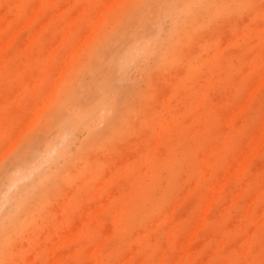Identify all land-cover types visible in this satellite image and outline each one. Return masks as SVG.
<instances>
[{
	"label": "rangeland",
	"instance_id": "obj_1",
	"mask_svg": "<svg viewBox=\"0 0 264 264\" xmlns=\"http://www.w3.org/2000/svg\"><path fill=\"white\" fill-rule=\"evenodd\" d=\"M0 264H264V0H0Z\"/></svg>",
	"mask_w": 264,
	"mask_h": 264
},
{
	"label": "bare ground",
	"instance_id": "obj_2",
	"mask_svg": "<svg viewBox=\"0 0 264 264\" xmlns=\"http://www.w3.org/2000/svg\"><path fill=\"white\" fill-rule=\"evenodd\" d=\"M195 2V1H194ZM201 3V2H200ZM197 6V5H196ZM195 6V7H196ZM214 8V7H213ZM179 12V8H177L174 12V14H178ZM176 23V22H175ZM149 26V25H148ZM149 28V27H148ZM150 29V28H149ZM153 35V34H152ZM154 36V35H153ZM160 38V37H159ZM155 43V41H147L146 39H144L143 37L139 38L136 40V42L134 43L133 46H131L128 51V54H126V56L123 58L124 59V69H126L131 62L135 61L136 59H138L139 56L143 55L144 53H148L152 47V44ZM150 46V47H149ZM122 60V59H121ZM123 61V60H122ZM107 75V74H106ZM109 81V80H108ZM114 91V90H113ZM109 96V95H108ZM75 102V101H74ZM110 106V102L105 98V99H100L99 102L97 104H95L93 107H91L89 110H77V113L75 114V116L73 117L74 120L75 118H80V120H84L86 117L89 118H94L96 113L99 111L100 108L104 109L106 107ZM65 108V107H64ZM64 110V109H63ZM62 111V110H61ZM70 119L72 120V117H70ZM87 120V119H86ZM84 123V122H83ZM64 139V138H63ZM62 142V141H61ZM258 147V144L257 146ZM255 147V148H256ZM260 150V149H259ZM56 147L51 145L48 146L47 148V152H48V159L51 158H55L56 156ZM257 151V148L256 150ZM255 153V152H254ZM46 160V157L43 160H38L37 164L31 169H26V171H21L19 172V175L15 178L16 182L18 181V178L21 180L28 178L31 174L34 173V170H36L37 168L41 167L44 164V161ZM23 161V160H22ZM40 161V162H39ZM28 165V164H27ZM12 196L6 197V200H9Z\"/></svg>",
	"mask_w": 264,
	"mask_h": 264
}]
</instances>
